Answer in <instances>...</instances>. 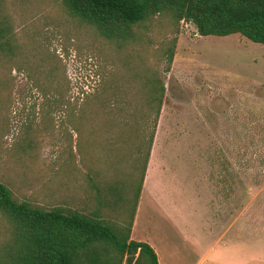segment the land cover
Returning a JSON list of instances; mask_svg holds the SVG:
<instances>
[{"label":"rangeland","instance_id":"obj_1","mask_svg":"<svg viewBox=\"0 0 264 264\" xmlns=\"http://www.w3.org/2000/svg\"><path fill=\"white\" fill-rule=\"evenodd\" d=\"M1 12L11 22L17 47L9 60L0 58V181L18 200L79 207L90 194L101 155L97 127L104 121L92 113L94 106L104 99L109 108L133 111L139 99L132 89H142L139 61L126 54L128 47L117 50L74 17L63 0H3ZM150 34L147 62L162 79L165 95L143 181L147 192L165 187L173 217L183 219L185 192L198 182L191 169L232 166L233 157L241 169L242 194L249 185L262 190L264 44L240 34L201 36L193 23L174 25L165 17L154 22ZM175 36L166 71V58L153 50ZM113 83L122 90L119 102L107 88ZM147 192L142 190L135 216L142 228L132 239L156 242L161 235L178 242L183 225L173 227ZM131 209L129 202L125 218ZM199 216L200 211L194 222L201 227ZM7 229L0 214V247ZM262 244L264 227L256 224L235 251L249 253Z\"/></svg>","mask_w":264,"mask_h":264},{"label":"trees","instance_id":"obj_2","mask_svg":"<svg viewBox=\"0 0 264 264\" xmlns=\"http://www.w3.org/2000/svg\"><path fill=\"white\" fill-rule=\"evenodd\" d=\"M68 11L91 26L98 35L129 48L139 61L142 89H132L139 99L133 111L106 106L100 99L92 113L104 122L97 127L102 144L96 158L90 194L79 207H43L18 200L0 181V214L7 220L6 238L0 247V264H158L154 249L131 239V229L143 186L165 85L147 62V46L154 22L194 24L201 36L240 34L264 44V0H63ZM0 58L9 60L16 50L13 27L1 12ZM177 36L153 50L170 70ZM128 47V48H127ZM110 84V83H108ZM137 84V86H138ZM114 102L122 98L114 83ZM130 94V93H129ZM84 113L80 116L83 119ZM123 172V176L119 173ZM135 175L138 179L135 182ZM131 213L125 218L126 206Z\"/></svg>","mask_w":264,"mask_h":264},{"label":"crops","instance_id":"obj_3","mask_svg":"<svg viewBox=\"0 0 264 264\" xmlns=\"http://www.w3.org/2000/svg\"><path fill=\"white\" fill-rule=\"evenodd\" d=\"M191 170H196L192 173V180L196 179L198 182L191 185L190 191L188 189L185 192L183 219L177 220L173 217L165 200L166 194L163 193L165 187L158 186L156 191L150 194L143 182L141 193L143 190L152 197L158 212L169 215L167 219L173 227H184V233L176 232L179 243L175 238H165L161 235L155 239L156 242L150 239L144 241L154 249L158 264H255V261L263 264V244L260 245L262 249L249 250V253L235 249H241V238L244 234L252 236L256 224L264 227V188L256 190V186L249 185L242 194L241 169L235 166L234 157L232 166H201ZM257 197L259 201L256 200ZM194 199H197L199 204H195ZM199 211L201 227L197 221L194 222V217ZM141 228L138 219L135 223L133 221L131 239Z\"/></svg>","mask_w":264,"mask_h":264}]
</instances>
